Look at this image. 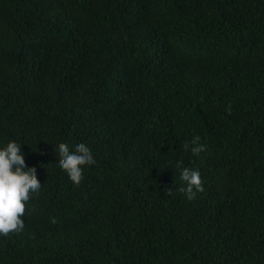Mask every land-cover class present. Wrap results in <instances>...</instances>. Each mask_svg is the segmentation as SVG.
Returning a JSON list of instances; mask_svg holds the SVG:
<instances>
[{
  "label": "trees",
  "instance_id": "obj_1",
  "mask_svg": "<svg viewBox=\"0 0 264 264\" xmlns=\"http://www.w3.org/2000/svg\"><path fill=\"white\" fill-rule=\"evenodd\" d=\"M9 140L43 185L0 264H264V0H0Z\"/></svg>",
  "mask_w": 264,
  "mask_h": 264
},
{
  "label": "clouds",
  "instance_id": "obj_2",
  "mask_svg": "<svg viewBox=\"0 0 264 264\" xmlns=\"http://www.w3.org/2000/svg\"><path fill=\"white\" fill-rule=\"evenodd\" d=\"M21 145L14 140L0 143V236H6L9 232L16 234L24 231L25 221L22 218L25 217L26 205L42 191L43 184L38 180L36 169L25 164ZM184 147H190L194 156H199L206 150V145L200 143L199 136H194ZM55 149L60 159L59 169L67 175L73 185L79 186L84 178L85 168L95 164L91 149L85 143L76 144L71 148L62 144ZM177 167L180 168V179L185 185L180 191L188 200H192L203 190L200 171L181 166L179 161Z\"/></svg>",
  "mask_w": 264,
  "mask_h": 264
}]
</instances>
